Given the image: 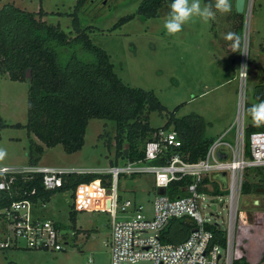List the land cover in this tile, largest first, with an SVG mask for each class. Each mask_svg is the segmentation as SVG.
<instances>
[{
  "label": "rangeland",
  "instance_id": "obj_1",
  "mask_svg": "<svg viewBox=\"0 0 264 264\" xmlns=\"http://www.w3.org/2000/svg\"><path fill=\"white\" fill-rule=\"evenodd\" d=\"M139 1L87 0L75 12L78 25L93 44L106 52L113 72L122 83L154 93L163 111L149 113L151 127L163 125L170 112L175 118L196 113L204 122L205 137H217L227 128L231 135L239 87L244 103L252 106L256 103L252 97L254 85L264 83V0H245L240 28V18L234 15V0H230L231 12H217L207 23L194 18L174 36L167 35L163 28L168 3L163 2L158 14L147 18L136 13ZM209 2L201 0L202 7ZM7 3L29 12L41 7L44 12L41 20L57 24L68 36L75 35L71 25L75 0H0V7ZM125 15L132 17L111 28ZM242 68L245 69L241 85ZM26 90V82L12 81L0 74V150L3 152L0 166L18 170L29 165L30 141L36 140L22 126L26 121ZM243 117L244 126L251 122L249 113ZM16 123L20 126H14ZM112 135V121L90 118L80 149L65 153L59 144L43 147L34 165L65 172H98L112 165ZM108 137H111L110 147ZM248 169L253 168H245ZM254 190V193L241 194L238 199L240 220L235 226L234 250L242 251L248 264H264V187L257 186ZM70 193L71 190L56 191L48 201L38 202L32 210L34 215L55 222L61 226V232L70 234L64 249L53 252L0 248V264L7 261L89 264V258L92 264H108L106 242L111 216L103 210L81 209L80 200L73 211ZM116 193L118 201L132 199L148 215L154 194L152 175H120ZM211 201L215 203L218 219L225 220L226 197L221 195ZM69 212L73 213L72 218ZM202 212L208 213V210ZM121 218L117 208L115 219ZM3 230L0 220V241ZM28 253L34 256L27 257Z\"/></svg>",
  "mask_w": 264,
  "mask_h": 264
},
{
  "label": "trees",
  "instance_id": "obj_2",
  "mask_svg": "<svg viewBox=\"0 0 264 264\" xmlns=\"http://www.w3.org/2000/svg\"><path fill=\"white\" fill-rule=\"evenodd\" d=\"M86 1L75 0L71 13V25L75 32L73 36H68L57 24H47L41 20L44 14L41 7L35 12L19 9L9 3L0 7V74L12 81L27 83L26 121L22 126L39 142L30 141L28 163L36 161L43 147L59 144L65 153L80 149L90 118L106 119L113 123L111 164L141 158L144 143L152 138L154 132L168 126L176 132L181 144L175 149L163 150L153 164L165 162L172 152H177L183 160L191 162L203 157L213 137L202 134L204 122L198 114L190 113L175 118L170 112L163 125H149V113L155 111L161 114L163 106L151 90L122 83L113 72L106 52L93 44L85 31L80 29L75 12ZM163 2L168 3L165 12L168 14L171 0H140L136 13L147 18L153 17L158 14ZM234 15L240 18V28L242 15ZM131 17H120L111 28ZM252 97L256 103L264 100L263 82L254 85ZM250 107V104L244 103L243 112L248 113ZM255 131L264 132V125L255 126L251 121L244 126L245 145L248 134ZM110 140L111 137H108V147ZM252 168L244 169L241 194L254 193L257 186L264 187V166ZM108 179L107 174L97 172H67L61 174L60 187L44 190L40 174H13L8 189L0 190V210L11 201L24 198L34 202V206L38 202L43 204L56 191L71 190L73 199L78 184L92 181L97 184L96 181H99L100 185L106 186ZM208 179L206 177L203 180ZM189 181L186 176L171 181L165 193L170 197L183 195L182 188ZM90 187L91 184L87 188ZM214 192L224 193L217 187ZM71 206L74 211L73 203ZM72 216L73 213L69 212V217ZM237 220H240L239 215ZM192 226L191 222L173 219L162 231V240L179 242ZM219 240L222 241L221 236ZM5 264L16 263L7 261ZM231 264L248 262L244 253L239 251L233 255Z\"/></svg>",
  "mask_w": 264,
  "mask_h": 264
},
{
  "label": "built area",
  "instance_id": "obj_3",
  "mask_svg": "<svg viewBox=\"0 0 264 264\" xmlns=\"http://www.w3.org/2000/svg\"><path fill=\"white\" fill-rule=\"evenodd\" d=\"M239 76L241 83L242 72ZM243 108V94L240 98L239 87L232 134L228 135L230 129L227 128L213 137L203 157L196 161H185L177 152H172L165 162L153 164L163 150L175 149L181 144L173 129L161 128L144 143L141 158L98 170L97 173L108 175V185L103 186L96 181L97 184L90 190L87 187L92 181L75 187L72 199L74 208L80 200L83 203L81 209L103 210L111 216L106 242L108 264H231L236 253L234 233L244 169L264 166V132L249 133L245 145ZM220 171L225 172V188H221L218 180L211 176ZM19 173H38L43 189L53 190L61 186V174L67 172L34 164L19 170L0 166V190H7L13 174ZM139 173H149L153 178L154 194L148 215L142 212V205L132 199L118 201L116 193V182L120 175ZM183 176L190 179L182 188L183 195L170 197L166 194L167 185ZM206 177L208 181L203 180ZM216 187L224 193L214 192ZM157 188H163L164 192L157 193ZM221 195L226 197L225 220L218 219L215 203L211 201ZM34 207V202L24 198L11 201L0 210L4 229L0 248L53 252L64 249L70 234L61 232V226L55 222L34 215ZM117 208L122 213V218L118 220L115 219ZM204 209L208 213L202 212ZM173 219L191 222L193 226L183 240L163 241L162 231Z\"/></svg>",
  "mask_w": 264,
  "mask_h": 264
},
{
  "label": "clouds",
  "instance_id": "obj_4",
  "mask_svg": "<svg viewBox=\"0 0 264 264\" xmlns=\"http://www.w3.org/2000/svg\"><path fill=\"white\" fill-rule=\"evenodd\" d=\"M231 10L230 0H214V3L213 0H210L203 7L201 0H171L169 13L165 18L163 28L167 35L174 36L180 33L183 26L194 18H200L207 23L214 18L217 12L227 14ZM228 38L231 39L232 34H229ZM244 69L241 70L242 74H244ZM248 113L255 126L264 125V100L253 104L248 109ZM0 155H3L2 150H0ZM89 264H92L91 258H89Z\"/></svg>",
  "mask_w": 264,
  "mask_h": 264
},
{
  "label": "water",
  "instance_id": "obj_5",
  "mask_svg": "<svg viewBox=\"0 0 264 264\" xmlns=\"http://www.w3.org/2000/svg\"><path fill=\"white\" fill-rule=\"evenodd\" d=\"M244 2L245 0H234V11L237 14H242L244 9ZM125 153V150H124ZM220 157H224V155H220ZM212 178H215L220 183L221 188H225L226 181H225V172L220 171L214 174H211ZM164 192L163 188H157V193L162 194Z\"/></svg>",
  "mask_w": 264,
  "mask_h": 264
},
{
  "label": "crops",
  "instance_id": "obj_6",
  "mask_svg": "<svg viewBox=\"0 0 264 264\" xmlns=\"http://www.w3.org/2000/svg\"><path fill=\"white\" fill-rule=\"evenodd\" d=\"M35 142H36V140H34ZM36 143H38V142H36ZM34 164V163H33ZM99 170V169H98ZM27 257H32V256H34V254H31V253H28L27 255H26Z\"/></svg>",
  "mask_w": 264,
  "mask_h": 264
},
{
  "label": "bare ground",
  "instance_id": "obj_7",
  "mask_svg": "<svg viewBox=\"0 0 264 264\" xmlns=\"http://www.w3.org/2000/svg\"><path fill=\"white\" fill-rule=\"evenodd\" d=\"M242 76H243V74H242ZM242 83H243V79H241V85H242ZM242 97V92L240 91V98Z\"/></svg>",
  "mask_w": 264,
  "mask_h": 264
}]
</instances>
